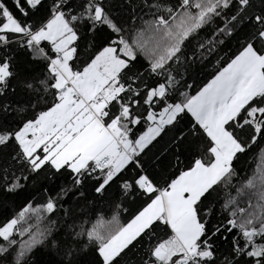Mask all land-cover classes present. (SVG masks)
I'll return each instance as SVG.
<instances>
[{
	"label": "snow or ice",
	"instance_id": "obj_1",
	"mask_svg": "<svg viewBox=\"0 0 264 264\" xmlns=\"http://www.w3.org/2000/svg\"><path fill=\"white\" fill-rule=\"evenodd\" d=\"M0 209V264H264V0H0Z\"/></svg>",
	"mask_w": 264,
	"mask_h": 264
},
{
	"label": "trees",
	"instance_id": "obj_2",
	"mask_svg": "<svg viewBox=\"0 0 264 264\" xmlns=\"http://www.w3.org/2000/svg\"><path fill=\"white\" fill-rule=\"evenodd\" d=\"M18 203H19V201H18ZM0 211H3L2 209H0Z\"/></svg>",
	"mask_w": 264,
	"mask_h": 264
}]
</instances>
